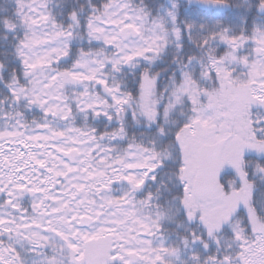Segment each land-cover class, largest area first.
Segmentation results:
<instances>
[{
  "label": "snow or ice",
  "instance_id": "6c2138e0",
  "mask_svg": "<svg viewBox=\"0 0 264 264\" xmlns=\"http://www.w3.org/2000/svg\"><path fill=\"white\" fill-rule=\"evenodd\" d=\"M0 264H264V0L0 4Z\"/></svg>",
  "mask_w": 264,
  "mask_h": 264
},
{
  "label": "trees",
  "instance_id": "16d2710c",
  "mask_svg": "<svg viewBox=\"0 0 264 264\" xmlns=\"http://www.w3.org/2000/svg\"><path fill=\"white\" fill-rule=\"evenodd\" d=\"M11 0H0V4H4V3H10Z\"/></svg>",
  "mask_w": 264,
  "mask_h": 264
}]
</instances>
